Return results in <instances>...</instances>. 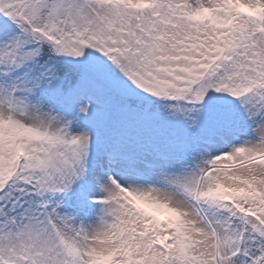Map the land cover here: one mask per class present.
<instances>
[{
  "label": "snow or ice",
  "instance_id": "1",
  "mask_svg": "<svg viewBox=\"0 0 264 264\" xmlns=\"http://www.w3.org/2000/svg\"><path fill=\"white\" fill-rule=\"evenodd\" d=\"M0 264H264V0H0Z\"/></svg>",
  "mask_w": 264,
  "mask_h": 264
}]
</instances>
